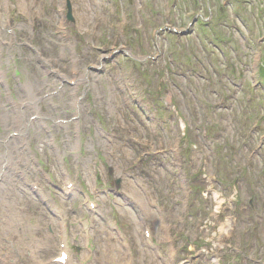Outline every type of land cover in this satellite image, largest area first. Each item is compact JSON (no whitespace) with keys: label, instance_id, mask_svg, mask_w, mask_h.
Returning <instances> with one entry per match:
<instances>
[{"label":"rangeland","instance_id":"374dc122","mask_svg":"<svg viewBox=\"0 0 264 264\" xmlns=\"http://www.w3.org/2000/svg\"><path fill=\"white\" fill-rule=\"evenodd\" d=\"M68 2L0 0V264H264V0Z\"/></svg>","mask_w":264,"mask_h":264},{"label":"bare ground","instance_id":"6f19581e","mask_svg":"<svg viewBox=\"0 0 264 264\" xmlns=\"http://www.w3.org/2000/svg\"><path fill=\"white\" fill-rule=\"evenodd\" d=\"M27 1V3H28V0H26ZM21 8L23 9V10H25L26 9V7H25V5H23V3H21ZM32 8H34L33 6H31V7H29V10H31ZM36 16H37V14H36ZM32 101H34V98L32 99V96H31V102ZM37 102V100L35 101V102H33L34 104ZM33 108H35V110L37 111L38 110V107L36 106V105H33ZM22 118V117H21ZM25 122V121H24ZM16 124V131H19L20 132V118H17L16 119V122H15ZM33 126V123H32V121H31V123L29 122L28 124L26 123V125H25V128H24V137H26V135H27V133H28V131H29V129H30V127H32ZM22 131V130H21ZM21 140H22V138H21ZM21 140H19V142L21 143ZM22 142H25L24 140L22 141ZM7 152L8 153H5V154H3V155H0V199L2 200V184L3 183H5L6 181H7V177H8V173H10V171L12 170V167L13 166H16L15 164H14V162H13V166H12V162H11V160L13 161V158H12V156L10 155V152L7 150ZM17 158V157H16ZM20 158H19V156H18V158H17V160H19ZM13 172L16 174L17 173V171L16 170H13ZM10 178V177H9ZM8 183H12V182H10V181H8ZM4 189V188H3ZM26 190H29L30 191V194H32V189H29V188H27ZM7 192V191H6ZM37 194L36 195H34V196H36V197H39V195L41 194V192H40V190L38 191L37 190ZM68 193V191L66 190L65 191V194H67ZM5 194V193H4ZM131 194H133V192H131ZM133 195H135V192H134V194ZM5 196V195H4ZM8 196V195H7ZM6 196V197H7ZM10 196V195H9ZM9 198V197H8ZM7 198V199H8ZM10 199V198H9ZM7 204V203H6ZM13 205H15V204H13ZM2 206H4V201H0V211L1 210H3V209H1V207ZM142 206V205H141ZM10 207V206H9ZM15 208V207H14ZM17 208V207H16ZM9 209V208H8ZM10 209H11V207H10ZM15 211V210H14ZM9 213V212H8ZM22 213H24V211L22 212ZM16 214L17 215H19L20 214V211H16ZM3 215V214H2ZM12 216V215H11ZM23 216H25V215H23L22 214V216H20V221H22L23 222V220L24 221H26V220H29L27 217V219H24L23 218ZM15 218V217H14ZM11 219V218H10ZM8 220V225H12V224H14L13 223V221L14 220ZM16 219H19V218H16ZM15 219V220H16ZM19 224V223H18ZM20 225V224H19ZM9 227V226H8ZM11 227V226H10ZM18 231V230H17ZM13 232V231H12ZM15 232H16V230H15ZM63 233V235H66V233H64V232H62ZM1 235V234H0ZM16 237L18 238V234H13V236H11L10 238H9V241L8 240H6V239H4L5 237H1L0 236V239L1 240H3L2 242H4L5 244H11L12 242H14V240L15 241H19V240H17L16 239ZM65 240H66V238L65 237H63ZM8 242V243H7ZM17 242L15 243V244H17ZM118 247V246H117ZM20 248V247H19ZM19 250V255L16 257V261L14 262V264H30L29 262H28V260L27 261H24L23 260V258H20V249H18ZM113 250H115V249H113ZM24 255H25V253H24V251L22 252ZM22 254V255H23ZM26 257V256H25ZM68 260H69V258H68ZM114 263V262H113ZM69 264V263H68Z\"/></svg>","mask_w":264,"mask_h":264},{"label":"flooded vegetation","instance_id":"af4514ba","mask_svg":"<svg viewBox=\"0 0 264 264\" xmlns=\"http://www.w3.org/2000/svg\"><path fill=\"white\" fill-rule=\"evenodd\" d=\"M66 5H67L66 18H69V15H70V18H71V22H70V23H74L75 20H74V17H73V15H72V8H71V5H70V2H67ZM68 5L70 6V9L68 8ZM25 7H26V6H25ZM27 11L30 12L29 7H27ZM31 14H33V12H32ZM34 15H35V13H34ZM85 33H87V32H85ZM132 60H134V59H132Z\"/></svg>","mask_w":264,"mask_h":264},{"label":"water","instance_id":"95a60500","mask_svg":"<svg viewBox=\"0 0 264 264\" xmlns=\"http://www.w3.org/2000/svg\"><path fill=\"white\" fill-rule=\"evenodd\" d=\"M69 19H70V15H69ZM194 22H195V20H194ZM188 34V32L187 31H185V32H183V33H181V35H187Z\"/></svg>","mask_w":264,"mask_h":264}]
</instances>
